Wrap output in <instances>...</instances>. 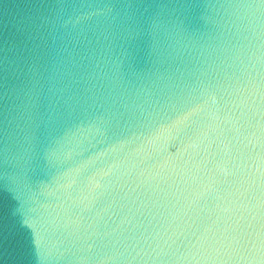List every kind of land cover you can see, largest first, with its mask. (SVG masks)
Instances as JSON below:
<instances>
[{
    "label": "water",
    "instance_id": "water-1",
    "mask_svg": "<svg viewBox=\"0 0 264 264\" xmlns=\"http://www.w3.org/2000/svg\"><path fill=\"white\" fill-rule=\"evenodd\" d=\"M0 264H264V0H0Z\"/></svg>",
    "mask_w": 264,
    "mask_h": 264
}]
</instances>
